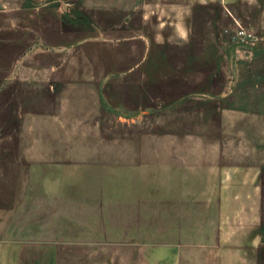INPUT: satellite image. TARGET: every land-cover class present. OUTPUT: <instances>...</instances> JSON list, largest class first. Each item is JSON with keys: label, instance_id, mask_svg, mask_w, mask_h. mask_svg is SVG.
Here are the masks:
<instances>
[{"label": "crops", "instance_id": "obj_1", "mask_svg": "<svg viewBox=\"0 0 264 264\" xmlns=\"http://www.w3.org/2000/svg\"><path fill=\"white\" fill-rule=\"evenodd\" d=\"M142 1L121 0L124 32L156 16ZM155 1L165 29L85 73L59 13L33 49L0 25V264H236L238 235L264 240V52L231 77L223 33L264 0ZM161 114V132H104Z\"/></svg>", "mask_w": 264, "mask_h": 264}, {"label": "rangeland", "instance_id": "obj_2", "mask_svg": "<svg viewBox=\"0 0 264 264\" xmlns=\"http://www.w3.org/2000/svg\"><path fill=\"white\" fill-rule=\"evenodd\" d=\"M163 4L155 0H143L138 3V7L143 6L148 11L153 10L152 13H156V16L127 18L124 32L121 30V20L124 21L121 19V0H0V25L12 27L9 32L18 40L16 44L22 48V51L28 46L26 40L29 32L28 42L33 49L38 41L36 37L38 24L53 20L55 11V15H61L60 18H56V21L61 22V57L71 56L77 59L79 71L85 73L88 68L87 59L108 57L109 53L112 57V53L120 52L124 35L130 37L135 32H140V28L141 32L151 30L155 34L163 31L165 25L161 26L162 22L170 19L164 16L162 19L157 17L166 14L157 11L159 7L161 10L164 9ZM260 13V16L232 18V23L223 31L234 48H238L234 50L237 62L231 63L226 69L231 77L239 79L238 76L247 74L250 69H255L262 63L251 58L256 48H259L256 52H264V7ZM239 29L244 32L239 33ZM127 41L133 42V39ZM125 44L128 47V44ZM236 85L237 89L242 88L244 82L237 81ZM155 119L153 117L152 122L148 119L136 127L131 124H114L118 127L104 132H109L111 136H121L124 133L127 135L135 133L136 136H140L146 131H163L165 114L158 115ZM222 151L228 152V148L222 145ZM243 238L244 236L238 235L235 243L238 253L236 264H264V240L256 243L245 241Z\"/></svg>", "mask_w": 264, "mask_h": 264}, {"label": "built area", "instance_id": "obj_3", "mask_svg": "<svg viewBox=\"0 0 264 264\" xmlns=\"http://www.w3.org/2000/svg\"><path fill=\"white\" fill-rule=\"evenodd\" d=\"M244 31L242 29H239V33H243Z\"/></svg>", "mask_w": 264, "mask_h": 264}]
</instances>
